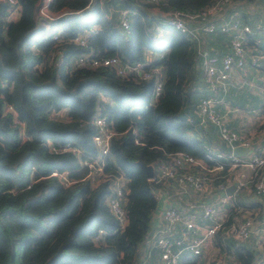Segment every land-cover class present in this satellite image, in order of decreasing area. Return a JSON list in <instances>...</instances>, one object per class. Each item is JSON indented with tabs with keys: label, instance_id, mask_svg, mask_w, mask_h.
<instances>
[{
	"label": "trees",
	"instance_id": "trees-1",
	"mask_svg": "<svg viewBox=\"0 0 264 264\" xmlns=\"http://www.w3.org/2000/svg\"><path fill=\"white\" fill-rule=\"evenodd\" d=\"M215 1L49 0L44 16V0H18L16 19L0 1V264L140 263L139 245L151 235L158 192L173 186L151 181L142 165L155 167L175 151L214 165L217 159L205 146L228 152L224 145L202 142L203 124L194 113L198 98L209 93L200 66L204 35L181 34L164 19L156 32L155 12L151 18L148 9L195 13ZM121 8L134 11L128 28L119 23ZM231 18L250 27L246 46L259 32L255 21L245 14ZM79 35L85 45L75 41ZM230 35L208 37L222 39L226 49ZM89 51L117 57L122 67L145 62L151 52L146 67H161V95L151 102L154 73L143 78L108 65L77 66L78 55ZM97 115L108 117L116 134L103 155L105 176L92 185L81 160L96 153ZM54 169L77 181L63 186L49 175ZM120 174L128 179L123 228L106 203L111 179ZM260 174L264 180L263 169ZM234 207L225 227L242 213L262 226L264 198L237 192ZM251 233L238 241L219 231L213 244L228 264H255L261 257ZM180 264L200 263L182 257Z\"/></svg>",
	"mask_w": 264,
	"mask_h": 264
},
{
	"label": "built area",
	"instance_id": "built-area-1",
	"mask_svg": "<svg viewBox=\"0 0 264 264\" xmlns=\"http://www.w3.org/2000/svg\"><path fill=\"white\" fill-rule=\"evenodd\" d=\"M0 1L9 4L11 18V14L20 13L18 0ZM48 1L44 0V5L40 8V13L44 16H48L46 9ZM227 2L228 0H216L212 5L195 13L178 9L165 12V23L181 34L195 38L199 33L222 32L231 34V37L225 51L202 53L200 66L209 93L199 97L194 106V113L199 122H208L215 127L219 140L227 147L228 152L205 146L206 152L211 153L210 158L217 159L216 164L209 165L201 158L175 151L152 167L153 175L148 177L156 183L173 182V186L164 183L170 189V192H165L169 204L158 209L156 213L163 221V229L151 232V236L154 233L153 246L159 254L161 264H180L182 257L191 261L199 260L205 245L213 242L219 231L221 234H229L238 241L245 240L254 224V220L247 213H242L239 219L226 227L223 224L229 212L238 210L234 207V196L237 192L245 193V190L249 189L248 194L251 196L257 199L264 198V180L260 174V170H264V151L261 153L254 151L250 140L228 126L224 114L220 111L222 107L227 108L228 102L223 99V95L227 93L231 71L242 68L246 63L244 42L246 34L250 32L247 24H241L235 18L224 19L222 8ZM133 12L128 8L120 9L119 23L123 28L129 27V16ZM75 41L85 45L86 39L79 35ZM146 56L145 62L122 67L117 57H97L89 51L78 55L75 63L77 66L90 67L108 65L116 68L118 72H122L123 69L135 70L143 78H149L154 73L155 84L151 94V102H154L161 95L163 74L160 66L146 67L151 58L149 55ZM258 58V55L252 54L248 59L249 64L255 65ZM6 109L12 110L11 106H7ZM94 125L96 131L92 141L96 153L81 160L86 171L84 177L89 179L92 185H96L105 176L103 155L108 152L110 140L116 134L111 120L106 116L97 115L94 118ZM236 145L244 147L247 153L234 155L231 149ZM49 175L55 176L65 187L77 181L76 178L70 177L66 170L54 169ZM127 182L128 179L122 174L114 175L110 184L111 193L106 195V203L118 219L121 228L127 221L125 211ZM228 186H232L229 193L225 191ZM189 195L196 197L193 202L188 203L189 208L180 209L176 203H174L176 205L171 203L172 199L181 200ZM158 231L160 234H156ZM211 264L228 262L221 257L214 258Z\"/></svg>",
	"mask_w": 264,
	"mask_h": 264
},
{
	"label": "crops",
	"instance_id": "crops-1",
	"mask_svg": "<svg viewBox=\"0 0 264 264\" xmlns=\"http://www.w3.org/2000/svg\"><path fill=\"white\" fill-rule=\"evenodd\" d=\"M245 1L233 0L231 5L225 6L222 10L224 19L231 18L236 14H245L248 18L255 21L259 32L254 33L255 36L251 38V42L245 46L246 63L244 66L240 69H233L230 73V82L226 93L229 105L227 104V108L222 107L221 112L224 114V119L228 126L244 134L250 140L253 150L261 153L264 151V46L261 49L256 47L260 43L264 45V0ZM11 15L13 19L19 17L18 13ZM203 35L200 45H202L205 53L209 54L213 51H223L225 49L226 43L222 39L213 36L208 37V34ZM209 41L210 43H208ZM210 50L211 52H208ZM148 54L150 57L152 56L151 52L146 53V55ZM252 54L259 56L255 65L249 64L248 61ZM202 124V132L199 133L202 142L208 143L210 141L213 146L218 147L219 145H224L219 140L213 126L214 129L208 122ZM224 147L225 145L222 148ZM246 153L247 151H244L241 155ZM246 196L251 197L248 193ZM157 198L158 209L169 204V199L164 191H159ZM194 199L196 197L193 195L192 198L189 196L181 198V200L172 199L171 203H176L180 209H185L189 208L188 203L193 202ZM163 225L162 219H159L155 212L151 223L152 232L154 231L155 233L159 229L162 230ZM257 225L258 222L255 224L254 221L253 227L250 229V232H252L251 241L255 246V252H257L256 257H261V260H256L255 264H264V229L257 228ZM155 229L157 230L155 231ZM159 232L156 234H160ZM153 234L139 245V258L141 260L139 264H161L159 254L153 246ZM215 256L222 257L218 248L214 246L213 242H210L203 249L202 259L194 260V263L208 264L210 262L211 264Z\"/></svg>",
	"mask_w": 264,
	"mask_h": 264
},
{
	"label": "rangeland",
	"instance_id": "rangeland-1",
	"mask_svg": "<svg viewBox=\"0 0 264 264\" xmlns=\"http://www.w3.org/2000/svg\"><path fill=\"white\" fill-rule=\"evenodd\" d=\"M229 1L230 0H228V2L227 3H229ZM232 2V1H231ZM246 2V1H245ZM246 4V3H245ZM44 5V4H43ZM229 5V4H228ZM223 8H224V6H223ZM149 11V12H148ZM148 11H146V12H148L147 13V16H150L151 17V15H150V11L151 12H154L155 11V17H153L154 19H152V24H153V26H154V28H155V30H156V32L157 31H159V29H160V24H161V22H163V19L165 18V14L162 12V11H159L158 10V8L157 9H154L153 7L152 8H149L148 9ZM221 12V11H220ZM155 18H156V20H158V21H160V22H157V23H155L154 22V20H155ZM264 45L262 44V43H260L256 48L257 49H261L262 47H263ZM257 52V51H256ZM149 55V54H148ZM62 116H63V118L65 117V115L66 114H64L65 112H66V110H62ZM248 192H250L249 191V189H246L245 190V193H248ZM176 194V196H179L178 195V193H175ZM191 198L193 197V195H189ZM189 196H187V197H189ZM256 224V223H255ZM260 228H263L264 229V220L262 221V227H260ZM206 258V257H205ZM204 258V259H205ZM214 258H221V257H218V256H215ZM213 258V259H214ZM200 259V258H199ZM201 259H202V257H201ZM208 264H210V262L208 263Z\"/></svg>",
	"mask_w": 264,
	"mask_h": 264
},
{
	"label": "water",
	"instance_id": "water-1",
	"mask_svg": "<svg viewBox=\"0 0 264 264\" xmlns=\"http://www.w3.org/2000/svg\"><path fill=\"white\" fill-rule=\"evenodd\" d=\"M244 151H245V148L244 147H241V146H234L231 149V152L234 155H241V154L244 153ZM142 166L145 169V172H146L147 177H151L153 175L152 166L150 164H144ZM225 191L227 193L231 192L232 191V186H228Z\"/></svg>",
	"mask_w": 264,
	"mask_h": 264
}]
</instances>
